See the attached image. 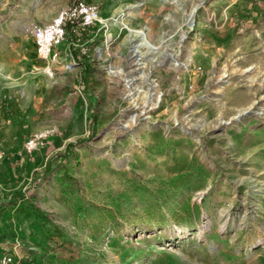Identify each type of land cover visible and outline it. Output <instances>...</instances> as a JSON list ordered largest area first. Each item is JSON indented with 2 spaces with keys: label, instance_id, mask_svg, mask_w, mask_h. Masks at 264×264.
Returning <instances> with one entry per match:
<instances>
[{
  "label": "rangeland",
  "instance_id": "374dc122",
  "mask_svg": "<svg viewBox=\"0 0 264 264\" xmlns=\"http://www.w3.org/2000/svg\"><path fill=\"white\" fill-rule=\"evenodd\" d=\"M83 1L51 79L32 33L73 1L0 0V259L264 264V0Z\"/></svg>",
  "mask_w": 264,
  "mask_h": 264
},
{
  "label": "built area",
  "instance_id": "2783aa9c",
  "mask_svg": "<svg viewBox=\"0 0 264 264\" xmlns=\"http://www.w3.org/2000/svg\"><path fill=\"white\" fill-rule=\"evenodd\" d=\"M98 15L97 5H87L83 0H76L72 7L59 14L51 22L45 25H36L32 33L34 44L39 59L45 64L44 73L47 77L53 79L56 75L60 51L67 38L66 22L76 21L78 25L73 32L78 34L80 30L91 29L99 20ZM47 134H34L25 143V152L27 154L34 153L45 142ZM0 264H12V259L3 256L0 259Z\"/></svg>",
  "mask_w": 264,
  "mask_h": 264
},
{
  "label": "bare ground",
  "instance_id": "6f19581e",
  "mask_svg": "<svg viewBox=\"0 0 264 264\" xmlns=\"http://www.w3.org/2000/svg\"><path fill=\"white\" fill-rule=\"evenodd\" d=\"M194 12H195V9L193 10V12H192V15H190V17L187 19V21H186V26L187 27H189V28H192L193 27V18H192V16H193V14H194ZM125 26H126V29H128L133 35H135L136 37H137V39H138V43L134 46V48H133V56H132V68H133V70H132V73L135 75H141V73L143 72V69L145 68L144 67V65H145V63H144V57H145V55H144V53L142 52V49L143 48H148L150 51H157V47L156 46H154L152 43H151V41H150V38H149V35L148 34H146L145 32H143V31H137V30H134L130 25H126L125 24ZM184 38V34H182V36H181V40ZM170 59H172V60H175L174 62H177L176 60H177V54H175V53H168V55H167ZM192 61V58L191 57H189L188 58V60H187V62H185V65H188L190 62ZM175 65V64H174ZM189 66V65H188ZM112 74H116L117 76L119 75H122V73L120 72V71H118V72H111ZM137 77V76H136ZM144 76L142 75L141 76V78L139 77V78H137L138 80H147V81H149L150 82V92H152V94H150L151 96H153V97H155V99L153 100V101H150V102H148L147 104H140L139 103V101H140V98H139V100H138V102H137V104L135 105V107H134V109H135V111H137L138 112V116L137 117H141L142 115H144V114H147L148 112H150L153 108H154V106L157 104V100H158V98H159V94H160V92H159V90H158V85L157 84H155V82L154 81H152V80H150V79H148V76L147 77H144ZM135 79L133 78L132 79V81H134ZM144 80V81H145ZM263 83H264V80H263ZM128 84V83H127ZM140 94V93H139ZM142 94V93H141ZM131 95H133V97L134 96H138V93L137 92H134V91H132V93H131ZM135 99L137 100V98L135 97ZM136 100H135V102H136ZM155 101V102H154ZM134 111V112H135ZM135 117V116H134ZM132 123H133V121L130 123V125H129V127H131L132 126Z\"/></svg>",
  "mask_w": 264,
  "mask_h": 264
},
{
  "label": "trees",
  "instance_id": "16d2710c",
  "mask_svg": "<svg viewBox=\"0 0 264 264\" xmlns=\"http://www.w3.org/2000/svg\"><path fill=\"white\" fill-rule=\"evenodd\" d=\"M72 4L71 6H73L75 4V0H72ZM78 23L76 21H67L66 22V25H65V28H66V31L67 33H70V34H73L74 36H76V33L73 32V30L77 27Z\"/></svg>",
  "mask_w": 264,
  "mask_h": 264
},
{
  "label": "crops",
  "instance_id": "0c3cea01",
  "mask_svg": "<svg viewBox=\"0 0 264 264\" xmlns=\"http://www.w3.org/2000/svg\"><path fill=\"white\" fill-rule=\"evenodd\" d=\"M88 30H90V29H85V30H83V31L86 33ZM87 35H89V33H87Z\"/></svg>",
  "mask_w": 264,
  "mask_h": 264
}]
</instances>
